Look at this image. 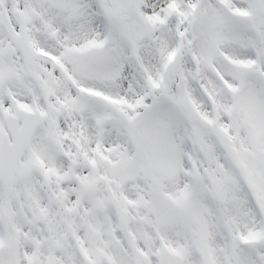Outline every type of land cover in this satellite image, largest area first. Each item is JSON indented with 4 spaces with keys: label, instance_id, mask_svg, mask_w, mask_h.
I'll use <instances>...</instances> for the list:
<instances>
[{
    "label": "snow or ice",
    "instance_id": "snow-or-ice-1",
    "mask_svg": "<svg viewBox=\"0 0 264 264\" xmlns=\"http://www.w3.org/2000/svg\"><path fill=\"white\" fill-rule=\"evenodd\" d=\"M0 264H264V0H0Z\"/></svg>",
    "mask_w": 264,
    "mask_h": 264
}]
</instances>
